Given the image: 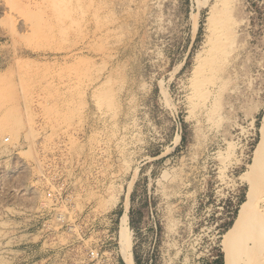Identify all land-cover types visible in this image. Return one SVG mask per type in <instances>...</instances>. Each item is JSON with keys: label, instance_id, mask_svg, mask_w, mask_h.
I'll return each instance as SVG.
<instances>
[{"label": "rangeland", "instance_id": "rangeland-1", "mask_svg": "<svg viewBox=\"0 0 264 264\" xmlns=\"http://www.w3.org/2000/svg\"><path fill=\"white\" fill-rule=\"evenodd\" d=\"M263 116L264 0H0V264H218Z\"/></svg>", "mask_w": 264, "mask_h": 264}, {"label": "bare ground", "instance_id": "bare-ground-1", "mask_svg": "<svg viewBox=\"0 0 264 264\" xmlns=\"http://www.w3.org/2000/svg\"><path fill=\"white\" fill-rule=\"evenodd\" d=\"M262 168H264V116L261 121L260 140L255 150V157L252 163L249 165V168L243 177L248 184V192L246 195V200L240 207L237 217L233 225L231 226L230 230L227 232L222 243L221 252L223 254V264H260L258 257L257 259H255L257 260L255 262H254V258H256L257 253L259 254L262 251V243H264V241L262 242V240H264V226L263 225L257 226L258 225L257 221L254 220L255 216H257L255 214L258 213L255 210L256 207L254 205L255 204L254 194H255L256 185L254 187L253 179L255 178L254 174L256 172H262ZM259 210H260V213L258 214L259 217H263L264 219V200L260 202ZM125 219L126 218H124V220ZM124 228H125V224L124 222H122L121 224L122 232L125 230ZM128 246L129 245H127V247Z\"/></svg>", "mask_w": 264, "mask_h": 264}, {"label": "trees", "instance_id": "trees-1", "mask_svg": "<svg viewBox=\"0 0 264 264\" xmlns=\"http://www.w3.org/2000/svg\"><path fill=\"white\" fill-rule=\"evenodd\" d=\"M218 259H219L218 264H223V255H222V252H220V251H219V254H218Z\"/></svg>", "mask_w": 264, "mask_h": 264}]
</instances>
